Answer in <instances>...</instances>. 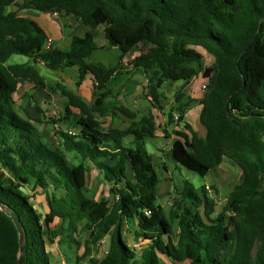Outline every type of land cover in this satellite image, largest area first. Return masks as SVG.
<instances>
[{
  "label": "trees",
  "instance_id": "16d2710c",
  "mask_svg": "<svg viewBox=\"0 0 264 264\" xmlns=\"http://www.w3.org/2000/svg\"><path fill=\"white\" fill-rule=\"evenodd\" d=\"M24 10L59 11L88 30L74 35L68 49L46 50V32L19 13ZM100 26L121 59L142 46L130 64L146 73L151 104L161 110L166 82L188 83L199 74L208 79L199 100L206 134L185 123L174 130L170 156L202 176L226 159L237 164L242 181L219 212L206 185L198 192L188 180L170 192L169 212L157 202L160 177L145 140L155 136L158 124L151 110L139 118L107 100L121 65L89 60L99 48ZM198 48L215 57L213 66L205 65ZM14 55L33 63H11ZM39 62L50 70L77 67L78 85L93 74L95 101L63 83L48 84ZM22 81L67 98L64 114L44 116L59 125V145L46 142L32 122L43 119L26 120L16 110ZM183 94L176 96L167 125L181 123L193 103ZM117 112L129 126L106 128L101 119ZM92 166L109 186V198L89 194ZM211 187L217 195L219 187ZM38 193L46 196L45 214L33 201ZM0 203L24 228L23 264H52L47 243L77 233L82 224L90 252L110 239L107 255L95 264H264V0H0ZM56 218L62 224L52 228ZM126 233L140 250L128 244ZM19 252L18 229L0 208V264H18Z\"/></svg>",
  "mask_w": 264,
  "mask_h": 264
},
{
  "label": "crops",
  "instance_id": "0c3cea01",
  "mask_svg": "<svg viewBox=\"0 0 264 264\" xmlns=\"http://www.w3.org/2000/svg\"><path fill=\"white\" fill-rule=\"evenodd\" d=\"M16 9H13V10H16ZM24 16H27V15H24ZM62 16L65 19H61ZM28 17L35 19L40 24V26L44 29L47 36L53 38L54 40L53 47L63 49V50L68 49L70 47L71 40L74 35H84L85 32L88 30V27L85 26L81 22L80 19L74 16L64 17V15H61L60 18L56 19L53 17L51 12H39V13H36L34 16H28ZM81 23L84 26H81ZM81 27H83V33L78 32V30ZM100 27H98L96 30L97 33H96L95 41L97 44H98V41H97L98 29ZM106 41L107 43H109L107 39ZM98 47L99 48L97 50L99 49L101 50L103 48V47H100L99 44H98ZM113 48L117 49V47H113ZM128 55H126L122 59L120 58L118 62L115 64L117 65L118 63H120L121 68H120V71L117 73L116 78H114L108 84L109 89L112 92L107 98V100L112 101V102H114L115 100L118 101L120 104H123L127 106L128 108H130L131 110H133L134 112H136L138 114V117L143 116L144 114H146L147 112L151 110L155 116L156 123L158 124V129L156 131L155 137L163 136L166 138V142H164L162 145L158 147L159 152L160 153L162 152L164 156L167 155L165 152V150L167 149L166 146H169L170 148H172L174 141L178 138V136L174 133V130H182L185 123L190 124L200 135L205 136L206 130L200 122V113L202 110V105L199 102V100L203 96L201 92V85L207 78H205L203 74H199L198 76H196L195 78H193L191 81L187 83L188 90L186 91V99L187 100L192 99L194 101L193 103L190 104L187 111L185 112L183 121L181 123L175 122L172 125H167L166 123L168 122V120L166 119V116L168 115L166 111H167V108H169L171 105L169 106L166 105L168 107H166L164 110H160V114L164 117L163 119H165L163 124L160 125V123H158V117H157V114L159 113L157 111L159 109L155 108V106L152 105L151 102L147 104L146 107L143 109L142 108L143 102L140 100V96L138 95L140 93L136 91L137 88L135 85L131 86L132 91L130 93L125 91L126 95L124 94V89L127 88L126 86L128 85L129 82L130 83L136 82V84L139 82V84H141L147 79L146 73L142 69L133 68V65L130 64V61L135 57L136 53H134L131 57H129L130 59H128ZM28 60L29 58H27V60H24L22 62H28ZM12 63H17V62H12ZM40 63L41 62L37 63L38 67ZM101 63H104V62H101ZM106 65L112 66V64H106ZM40 67H41V64H40ZM67 68L69 67H66L60 70H53L54 73L56 74V78L51 82L54 84L61 82L65 84L68 88H70L71 90L75 91L70 86V82L66 81L68 80L65 77V73H67L66 72ZM39 71L43 75L40 69ZM43 76L45 77V75ZM46 80L49 83L50 79L46 78ZM95 82H96V79L94 75L91 73H88L83 79V81L80 83L81 85L79 84L80 89L78 90V92L76 91L75 92L77 93L78 96H80L81 98L89 102L93 99V96H95ZM182 83H186V82H182ZM15 100L17 101V107L20 104L21 107H24V109H26L29 112L32 118H40L41 113L44 110L47 113L46 115L50 116L51 113L54 111V109L56 110V108L59 110V115L64 114L65 109L67 107V98L63 96L59 91L38 88V87H35L33 83L28 82V81L20 82L18 90L15 94ZM118 115H122L126 119V116L122 114L121 112L113 113L101 119L104 122V126L106 128H111V127L119 128V129L127 128L130 123L129 119H128L129 123L124 124L122 127L116 126L114 119ZM33 123L40 130V125L42 122L38 123V122L33 121ZM159 129H162V130L159 131ZM163 130H166V133H164ZM166 134H168L169 137H167ZM53 142H55V139L52 140V143ZM160 163L162 165L163 170L166 171V174L163 175V177L165 178V181H166L167 190L170 193L173 190L172 188H174L176 185H172V186L170 185V183L173 182V178L171 175H169L167 164L164 162L163 159H161ZM92 168L96 169L93 166ZM105 184H106L105 188L108 190L109 186L107 185L106 182ZM207 184H210V183H207ZM210 185H213V184H210ZM33 201L36 204L35 206L39 208L40 212H42L43 214L48 212L49 210L48 203H47L46 196L44 193H38L36 197L33 199ZM61 224H62V220L59 218H56L54 222L51 224V227L58 228ZM89 234H90L89 231L83 230V224H82L81 227H79V231L77 233H74L73 235H70L68 237H62L60 235L56 237L54 241L48 242L46 247H47V251L50 253V256H51V263L52 264H95L92 262L93 259L97 260V259L104 258L107 255L109 251V247H110L109 237L107 236L104 239H102L101 242L98 244V246L96 248H93L92 251L90 252V245L88 244V241L90 239ZM126 236H127L128 244L130 246L135 245L139 242L135 237H133L129 233H126Z\"/></svg>",
  "mask_w": 264,
  "mask_h": 264
},
{
  "label": "rangeland",
  "instance_id": "374dc122",
  "mask_svg": "<svg viewBox=\"0 0 264 264\" xmlns=\"http://www.w3.org/2000/svg\"><path fill=\"white\" fill-rule=\"evenodd\" d=\"M12 8L16 9V7H12ZM19 13L21 15L34 16L36 13H39V12H35L33 10H24V11H20ZM64 17H66V16H64ZM61 19H65V18H63V16H62ZM81 26H84V25L81 23ZM78 32L83 33V27H81L78 30ZM103 33H104V27L102 26L98 29L97 41H98L99 46L103 47V48L101 50L100 49L97 50L91 56V58H89V60L91 62H104L106 64H112V66H115V64L121 58L120 57L121 51L118 48L115 49V48L111 47L110 44L107 43ZM140 49H142V46L137 48L135 50V52H133V53L140 52ZM199 50L204 55L205 65L208 67L213 66V64L215 62V57L213 55L209 54L207 51H205L202 48H199ZM133 53L128 55V59H130L129 57H131L133 55ZM24 60H27V57L20 56V55H14L10 62L11 63L12 62H22ZM28 62L33 63V61L31 59H29ZM40 64H41V67H40ZM40 64H39L40 68L38 67V64H37V67L42 71L43 75H45L46 78L50 79L48 84L54 85V83H52L51 81H53L56 78V74L54 73L53 70L48 69L44 65L43 62H41ZM66 72L67 73H65V77L68 79L66 81L70 82V86L76 92H78V90L80 89V85H81V84L78 85V83H77L79 80L78 68L77 67H69L66 69ZM129 83L126 86L127 88L124 89V94L126 95L125 91L130 93L132 91L131 86L135 85L137 88L136 91L140 93L138 95L140 96V100L143 102L142 108L144 109L146 107V105L151 102L149 99V90H148V87L145 85L146 84L145 81L141 84H139V82L137 84H136V82H132L130 84ZM187 88H188L187 83L166 82L165 87H164V98L162 99V104H161L163 110L166 107H168L169 105H171L170 107H172V105H176V96L179 93H181V94L184 93L183 95L185 96L186 91L188 90ZM48 89L52 90L50 86L48 87ZM94 101H95V96H93V99L91 101H89V103L90 102L93 103ZM183 101H181L180 104H182ZM166 105H168V106H166ZM18 107L16 106V110L19 112V114L24 119L28 120V117L30 116L29 112L26 109H24V107H21L20 104ZM170 107L167 108V111H166L167 115H168V112L170 110ZM155 108H157V107H155ZM158 109H159L157 111V112H159L157 114L158 123H160V125H161V124H163L165 119H163L164 117L160 114L161 109L160 108H158ZM54 111H56L59 114V110L57 108H56V110L54 109ZM46 114L47 113L44 110L40 116V118L44 120L40 125V131H41L40 133L42 134V136L44 137V140L46 142L48 141V142L52 143V140L55 139V142H53V144L59 145V144H57V143H59V141L56 140V136H55V130L59 127V125L58 124L57 125L56 124H49L48 120L50 118L44 117V116H46ZM58 114L54 115L52 112L50 116H48V115L47 116L52 117V118H58ZM176 114H178V113H175V115ZM166 119L168 120V116H166ZM175 121H176V118H175ZM114 122L116 123V126H119V127H122L124 124L129 123L128 118L126 117V119H125L122 115H118L114 119ZM170 125H172V124H170ZM161 130L162 129H159V131H161ZM164 142H166V138L163 136L147 137L145 140V148L148 151V153L150 154V156L152 157L154 167L160 176V183L158 184V187H157V202L159 204H162L167 212H169V210L172 207V199L173 198L170 197V193L167 190L165 178L163 177V175L166 174V171L163 170L162 165L160 163L161 159H163L164 162L167 164L169 175H171L173 178V182L170 183L171 186L176 185V187L181 189L183 187L184 181L188 180L194 185L195 189L198 192H200L201 188L203 186H205L207 183L217 184L219 187V193L217 195H214V197H216V202H217L216 211L219 212L221 210V208L224 206L229 193L234 189V187L236 185L241 183V181H242L241 169L232 160L226 159L218 168L210 170L205 176H202V175H200V174H198L192 170H189L188 168L182 166L181 164L177 163L170 156L171 148L169 146H166V148H167L165 150V152L167 154L166 156H164L162 154V152L160 153L158 150V147L160 145H162ZM88 183H89V194L92 195L93 197H95L96 199H101L103 197H106V198L110 197L108 190L105 188L106 184H105V181L103 179V176L101 175V173L98 170H96L94 168L90 169V171L88 173ZM177 192L178 191L175 190L174 195H176ZM213 193H215L214 190H213ZM174 229L176 232L177 230L175 227H174ZM124 238L127 240L126 235H124Z\"/></svg>",
  "mask_w": 264,
  "mask_h": 264
},
{
  "label": "built area",
  "instance_id": "2783aa9c",
  "mask_svg": "<svg viewBox=\"0 0 264 264\" xmlns=\"http://www.w3.org/2000/svg\"><path fill=\"white\" fill-rule=\"evenodd\" d=\"M51 14H52L53 17L56 18V19L60 18V16H61V13H60L59 11H53V12H51ZM53 41H54L53 38L48 37L47 40H46V42H45L44 48H45L46 50H50L51 48H53ZM145 83H146L145 85H146L147 87H149V81H148V79L145 80ZM208 84H209V81H208V79H206V80L202 83V85H201V92H202L203 95H204V94L207 92V90H208ZM53 114H54V115H55V114L57 115L58 113H57L56 111H53ZM175 118H176V120H178V119H179V115L176 114ZM206 189L208 190L210 196L213 197V196L215 195V194L213 193V189H212V187H211L210 184H206ZM116 198H118V196H116ZM134 247H135L137 250H140L141 245H140L139 243H137V244L134 245Z\"/></svg>",
  "mask_w": 264,
  "mask_h": 264
},
{
  "label": "water",
  "instance_id": "95a60500",
  "mask_svg": "<svg viewBox=\"0 0 264 264\" xmlns=\"http://www.w3.org/2000/svg\"><path fill=\"white\" fill-rule=\"evenodd\" d=\"M25 192H28L25 188H22ZM0 208L4 210L13 220L15 223L18 232H19V238H20V252H19V258H18V264H23V254L25 252V231L21 224V222L16 218V216L10 212L8 207L6 205H3L0 203Z\"/></svg>",
  "mask_w": 264,
  "mask_h": 264
}]
</instances>
